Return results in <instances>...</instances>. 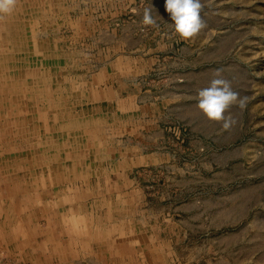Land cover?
<instances>
[{
	"label": "rangeland",
	"instance_id": "1",
	"mask_svg": "<svg viewBox=\"0 0 264 264\" xmlns=\"http://www.w3.org/2000/svg\"><path fill=\"white\" fill-rule=\"evenodd\" d=\"M202 2L206 27L200 40L207 61L200 89L214 78L226 79L248 97L247 107L228 109L225 115L237 121L228 131L206 117L203 127L214 130L215 140L198 139L206 148L203 155L186 149L188 133L177 128L168 150L172 164L151 172L146 187L164 198L177 170L199 173L184 186L202 190L205 199L218 194L224 204L236 203L240 218L250 222L264 207V0ZM149 3L16 0L11 12L0 14V264H156L153 248L150 254L144 242H134L141 227L126 226L102 204L107 196L85 176L78 179L81 166L75 175L62 174L61 167L79 165V152L88 150L75 144L76 133L65 130L68 116L60 125L49 116L74 101L69 79L86 76L115 54L102 57L97 30L122 28L124 22L139 25L143 35L166 28L165 22H157L158 28L141 23L143 11L136 7L144 10ZM227 28L238 31L234 44L218 42ZM60 98L62 104H56ZM212 152L220 154L216 164ZM257 222L249 230L255 242L235 247L226 264H264Z\"/></svg>",
	"mask_w": 264,
	"mask_h": 264
},
{
	"label": "crops",
	"instance_id": "2",
	"mask_svg": "<svg viewBox=\"0 0 264 264\" xmlns=\"http://www.w3.org/2000/svg\"><path fill=\"white\" fill-rule=\"evenodd\" d=\"M157 1L162 9L153 0L147 7L153 8L157 22L166 23L165 29L143 35L139 25L124 22L122 28L104 26L94 33V38L100 36L102 57L106 52L115 54L105 56L86 76L69 79L74 101L65 111L49 113L56 117L55 125L68 116L65 130L76 133L75 144L88 150L79 152V165L61 171L75 175L81 166L78 179L85 176L90 187L107 196L102 204L107 202L126 226L141 227L134 242H144L148 253L153 248L156 264H226L235 247L255 242L249 230L260 219L256 225H262L264 245V207L256 219L242 220L236 203L224 204L218 194L205 199L202 190L184 186L201 175L189 173V177L180 169L168 184L167 197L147 191L150 173L172 164L168 150L177 128L188 133L186 149L200 151L199 155L206 148L198 139L215 140L214 130L203 127L206 115L196 98L206 71L207 47L200 33L181 39L171 27L174 22L165 1ZM75 27L81 32L77 23ZM237 33L222 29L218 42L234 44ZM211 156L212 164L221 160L218 153Z\"/></svg>",
	"mask_w": 264,
	"mask_h": 264
},
{
	"label": "clouds",
	"instance_id": "3",
	"mask_svg": "<svg viewBox=\"0 0 264 264\" xmlns=\"http://www.w3.org/2000/svg\"><path fill=\"white\" fill-rule=\"evenodd\" d=\"M15 2L16 0H0V14L11 12ZM204 8L205 4L202 0H165V9L174 22L171 27L184 40L197 36L206 27L201 15ZM152 13L153 8L146 7L143 10L141 23L158 28L159 25ZM196 98L198 108L209 120L222 122L225 131L230 130L237 123L230 113L225 115L228 109L235 105L238 109L244 110L248 103V97L234 91L230 81L223 78L212 79L209 87L198 91Z\"/></svg>",
	"mask_w": 264,
	"mask_h": 264
},
{
	"label": "bare ground",
	"instance_id": "4",
	"mask_svg": "<svg viewBox=\"0 0 264 264\" xmlns=\"http://www.w3.org/2000/svg\"><path fill=\"white\" fill-rule=\"evenodd\" d=\"M52 108V107H51Z\"/></svg>",
	"mask_w": 264,
	"mask_h": 264
}]
</instances>
